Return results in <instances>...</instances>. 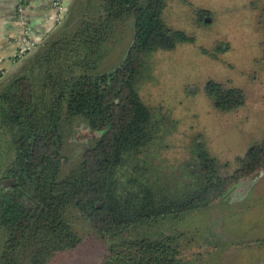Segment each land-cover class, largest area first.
Segmentation results:
<instances>
[{
    "label": "trees",
    "instance_id": "1",
    "mask_svg": "<svg viewBox=\"0 0 264 264\" xmlns=\"http://www.w3.org/2000/svg\"><path fill=\"white\" fill-rule=\"evenodd\" d=\"M168 2L72 0L63 22L0 85V264L55 263L82 243L80 224L105 246L99 264H192L182 233L151 236V230L242 200L240 182L264 169L263 136L235 157L229 174H220L215 158L196 143L181 188L167 189L149 176L144 155L156 119L137 83L153 53L191 42L163 21ZM250 8L257 12L264 69V0H252ZM197 15V26L208 23L207 11ZM129 29L123 61L100 72L103 47ZM203 90L216 111L245 104L244 93L226 83L209 81ZM80 126L96 137L64 172L70 159L64 150Z\"/></svg>",
    "mask_w": 264,
    "mask_h": 264
},
{
    "label": "rangeland",
    "instance_id": "2",
    "mask_svg": "<svg viewBox=\"0 0 264 264\" xmlns=\"http://www.w3.org/2000/svg\"><path fill=\"white\" fill-rule=\"evenodd\" d=\"M72 0L68 2L70 5ZM252 0H169L162 12L165 24L184 32L191 42L151 55L137 83V92L156 119L155 139L144 155L149 176L167 189L181 188L184 166L195 161L196 143H202L215 158L219 173L234 170L233 160L264 136V69L260 62L261 36L255 25L257 12ZM209 13L207 24L197 26V11ZM204 19V20H205ZM130 29L112 46L103 47L100 72L123 61L131 40ZM226 83L240 89L245 104L237 111L219 112L204 93L207 82ZM64 150L68 172L85 149L84 142L96 134L78 128ZM239 189V187L237 188ZM216 203L213 207L167 219L151 230V236L177 230L192 264L264 263V177L242 200ZM83 237L74 251L60 255L52 264H99L103 243ZM86 229V230H85Z\"/></svg>",
    "mask_w": 264,
    "mask_h": 264
},
{
    "label": "crops",
    "instance_id": "3",
    "mask_svg": "<svg viewBox=\"0 0 264 264\" xmlns=\"http://www.w3.org/2000/svg\"><path fill=\"white\" fill-rule=\"evenodd\" d=\"M53 14L52 0H0V85L16 74L35 50L22 52V39L37 45L57 29ZM237 193H242L241 189Z\"/></svg>",
    "mask_w": 264,
    "mask_h": 264
},
{
    "label": "built area",
    "instance_id": "4",
    "mask_svg": "<svg viewBox=\"0 0 264 264\" xmlns=\"http://www.w3.org/2000/svg\"><path fill=\"white\" fill-rule=\"evenodd\" d=\"M52 11L53 14V23L55 28L63 22L64 17L68 11V5L66 0H52ZM22 12V10H19ZM22 18V17H21ZM36 44L22 39V52H31L35 49Z\"/></svg>",
    "mask_w": 264,
    "mask_h": 264
},
{
    "label": "water",
    "instance_id": "5",
    "mask_svg": "<svg viewBox=\"0 0 264 264\" xmlns=\"http://www.w3.org/2000/svg\"><path fill=\"white\" fill-rule=\"evenodd\" d=\"M205 22H209V20L206 19ZM128 52H129V49H128ZM128 52H127V54H128ZM263 177H264V169L257 172L251 178L240 182L241 190H243V192L248 191L258 180L262 179Z\"/></svg>",
    "mask_w": 264,
    "mask_h": 264
}]
</instances>
